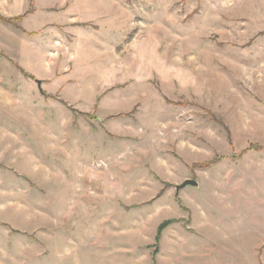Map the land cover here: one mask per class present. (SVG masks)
Masks as SVG:
<instances>
[{"label": "rangeland", "instance_id": "374dc122", "mask_svg": "<svg viewBox=\"0 0 264 264\" xmlns=\"http://www.w3.org/2000/svg\"><path fill=\"white\" fill-rule=\"evenodd\" d=\"M0 17V264H264V0Z\"/></svg>", "mask_w": 264, "mask_h": 264}, {"label": "water", "instance_id": "95a60500", "mask_svg": "<svg viewBox=\"0 0 264 264\" xmlns=\"http://www.w3.org/2000/svg\"><path fill=\"white\" fill-rule=\"evenodd\" d=\"M36 82L39 84V86H41V80L37 79ZM188 185L198 186L199 183L196 180H194V179H187L182 184L176 185V190H180L181 188H184V187H186Z\"/></svg>", "mask_w": 264, "mask_h": 264}, {"label": "trees", "instance_id": "16d2710c", "mask_svg": "<svg viewBox=\"0 0 264 264\" xmlns=\"http://www.w3.org/2000/svg\"><path fill=\"white\" fill-rule=\"evenodd\" d=\"M1 18V17H0ZM169 222H165L161 227H160V231L166 226L168 225Z\"/></svg>", "mask_w": 264, "mask_h": 264}]
</instances>
